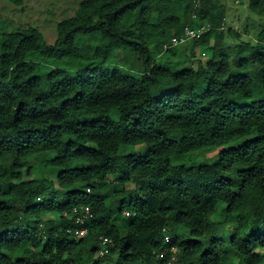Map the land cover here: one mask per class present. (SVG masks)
Here are the masks:
<instances>
[{"label":"trees","instance_id":"trees-1","mask_svg":"<svg viewBox=\"0 0 264 264\" xmlns=\"http://www.w3.org/2000/svg\"><path fill=\"white\" fill-rule=\"evenodd\" d=\"M226 6L82 0L53 43L34 25L1 34L0 264L264 261V25L223 28ZM205 24L193 48L206 60L157 62ZM137 146L146 153H122Z\"/></svg>","mask_w":264,"mask_h":264},{"label":"rangeland","instance_id":"rangeland-1","mask_svg":"<svg viewBox=\"0 0 264 264\" xmlns=\"http://www.w3.org/2000/svg\"><path fill=\"white\" fill-rule=\"evenodd\" d=\"M82 0H24L20 6L14 5L9 0H0V39L3 32H10L16 29L17 24L34 25L39 28L49 42H54L57 37V25L60 21L74 15L76 9L79 7ZM227 13L225 14V25L232 26L236 30L245 33V30H250V37H254L264 25V11L260 12L250 7V0H226ZM264 8V6H263ZM15 22L14 24L11 22ZM202 26V25H201ZM197 26V28H201ZM194 39H186L179 44L172 47H179L178 53L175 56L169 54H157L155 58L159 64H167L169 66L177 64L183 60H193L197 62L206 60L209 57L207 47L193 48ZM96 39H88L84 43V50L90 52L94 49ZM43 63V60H40ZM55 67V66H54ZM125 70H129V66H121ZM176 68L182 66H175ZM229 146L224 145L220 147H207L197 152L188 154L184 157L185 163L188 165H198L203 163H211L218 159L222 150L227 149ZM147 151L145 146L128 147L122 150L123 154L136 153L143 155ZM40 158V157H39ZM174 163L179 162L174 158ZM43 172L34 167L31 171V177L42 176ZM132 185H129L131 187ZM230 225H235L230 222ZM231 226H229L231 228ZM231 257L233 255L232 248ZM257 249V248H256ZM259 251V249H257ZM235 261V259H234ZM237 264V261L234 262ZM264 264V261L261 263Z\"/></svg>","mask_w":264,"mask_h":264},{"label":"built area","instance_id":"built-area-1","mask_svg":"<svg viewBox=\"0 0 264 264\" xmlns=\"http://www.w3.org/2000/svg\"><path fill=\"white\" fill-rule=\"evenodd\" d=\"M226 25L224 24L223 25V28H225ZM210 28L209 24H205V25H202L201 28H197V27H191V26H186L185 27V37L184 39L182 40H179L178 38H173L172 41H171V44L170 45H166V49L172 47L173 45L175 44H179L181 43L182 41L186 40V39H198L200 38L206 31H208V29ZM88 215H92L91 212H90V209L87 207L86 208V216ZM80 223H84V220L83 219H79L78 220ZM88 233V229L86 227H83L81 229H76L75 230V234L77 237H83L85 236L86 234ZM103 239V242L104 244H108L110 243L112 240L108 237H105V238H102ZM106 248L107 247H103L100 251V253L102 255L105 254L106 252Z\"/></svg>","mask_w":264,"mask_h":264}]
</instances>
